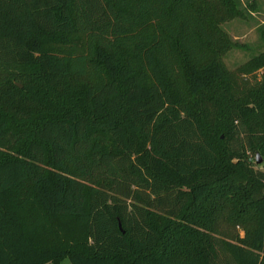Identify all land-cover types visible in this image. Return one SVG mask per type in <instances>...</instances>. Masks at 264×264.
<instances>
[{
  "label": "trees",
  "instance_id": "16d2710c",
  "mask_svg": "<svg viewBox=\"0 0 264 264\" xmlns=\"http://www.w3.org/2000/svg\"><path fill=\"white\" fill-rule=\"evenodd\" d=\"M246 16L0 0V264H264V51L223 61Z\"/></svg>",
  "mask_w": 264,
  "mask_h": 264
},
{
  "label": "rangeland",
  "instance_id": "374dc122",
  "mask_svg": "<svg viewBox=\"0 0 264 264\" xmlns=\"http://www.w3.org/2000/svg\"><path fill=\"white\" fill-rule=\"evenodd\" d=\"M240 2L247 11V16L244 19H233L222 26L232 41L242 46L230 50L223 58L230 71H235L250 57L264 51V0H240ZM254 163L256 164L255 161ZM60 264L71 263L65 259Z\"/></svg>",
  "mask_w": 264,
  "mask_h": 264
},
{
  "label": "water",
  "instance_id": "95a60500",
  "mask_svg": "<svg viewBox=\"0 0 264 264\" xmlns=\"http://www.w3.org/2000/svg\"><path fill=\"white\" fill-rule=\"evenodd\" d=\"M18 87H21V85L19 84H16ZM256 164H260L261 163V158L259 155H256ZM118 227L120 228V224H118Z\"/></svg>",
  "mask_w": 264,
  "mask_h": 264
}]
</instances>
